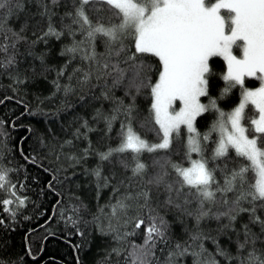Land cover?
Instances as JSON below:
<instances>
[{
  "label": "trees",
  "instance_id": "trees-1",
  "mask_svg": "<svg viewBox=\"0 0 264 264\" xmlns=\"http://www.w3.org/2000/svg\"><path fill=\"white\" fill-rule=\"evenodd\" d=\"M22 3V9L4 21L6 29L21 33L24 39L17 42L14 50L16 64L0 68V167L12 170L9 179L16 185L17 195L26 200L23 207H18L14 197L0 192V200L13 199L9 207L15 211L13 216L0 205V264H126L130 244L118 241L109 225L120 234L133 231L134 222L125 224L124 221L137 215L138 203L143 200L124 198L135 197L142 189H150L151 206L157 208L171 226L168 243H160L154 250L153 264H167L169 252H176L178 243L188 247V252L171 257L173 264H194L210 258L218 264H241L252 250L251 246L238 249V243L244 239L245 225L258 237L255 247L264 249V232L258 223L251 222L249 212L240 213L230 223L227 217L216 218L227 206L209 204L205 210L210 208L211 215L197 224L198 201L187 195V188L183 189L185 195L179 197L173 192L174 204L165 205L169 196L166 189L147 184V180L160 171L154 163L156 160L162 163L167 158L188 166L184 155L186 129H181L180 137L173 141L170 149L155 153L145 151L139 155V162L147 166L143 177L133 176L137 161L131 152L113 153L108 160H101L99 153L120 145L121 125L128 123L124 111H115L121 101L124 106L134 105L133 129L149 143L159 142L152 130L154 122H150V90L146 88L139 95L132 90L131 95H126L123 85L111 87V77L97 79L96 62L83 58L85 51H90L87 44L81 45V51H67L85 39L79 31L72 35L64 28V25H72V17L66 14L74 11L78 0H57L55 5L52 0H22ZM46 6L49 14H44ZM102 7L96 5V8ZM89 15L94 22L98 16L104 17L106 22L109 13L92 8ZM49 22L62 33L59 38L44 36ZM77 27L72 25L73 30ZM0 42H3L2 34ZM12 51L10 49L9 54ZM95 51L96 59L102 64L105 47L99 38ZM235 54L239 55L238 49ZM3 55L0 53V58ZM149 62L153 64L150 75L155 82L159 61L151 57ZM210 68L209 96L216 100L217 108L228 113L239 103L241 89L236 86L222 95L226 86L222 79L226 65L222 58L214 57ZM89 72L91 75L85 81L84 75ZM258 83L254 78H246L245 86L252 88ZM201 102L208 104V96L201 97ZM246 112L248 117L254 115L251 106ZM114 115L116 119L112 120ZM217 117L215 109L198 117V131L201 134L209 131ZM216 141L218 133L213 132L204 143V156L209 159V166L216 169L217 182L223 185L225 164L232 170L248 162L237 157L232 149L227 158L212 160ZM191 157L199 158L196 153ZM97 170L99 177L95 175ZM168 172L169 180L175 179L171 167ZM247 176V184L255 182V173L249 172ZM236 194L228 193L227 197L231 200ZM117 200L131 205L126 215L121 214L119 218L111 214V206ZM186 200L190 203H185ZM175 204L182 207L177 208ZM256 204V215L264 218V207L259 206V201ZM243 207L251 205L244 202ZM189 211L192 216L187 214ZM137 231L138 235L127 240L142 244L143 230ZM198 233L208 237L203 240L204 252H201V241L191 239ZM218 247L232 259L219 255ZM113 249H119V254Z\"/></svg>",
  "mask_w": 264,
  "mask_h": 264
},
{
  "label": "snow or ice",
  "instance_id": "snow-or-ice-1",
  "mask_svg": "<svg viewBox=\"0 0 264 264\" xmlns=\"http://www.w3.org/2000/svg\"><path fill=\"white\" fill-rule=\"evenodd\" d=\"M56 3L57 0H52L53 5ZM98 4L104 7L96 8ZM22 7V0H0V34L3 38L0 53L4 54L0 58V68L7 69L17 62L14 50L17 42L24 37L21 33L6 29L4 21ZM92 8L97 12H108L107 21L98 16L94 22L89 15ZM44 14H49L47 6ZM66 15L71 16L72 25L78 27L73 30L72 25H64V28L72 35L79 31L85 37L67 51H81V45L87 44L90 51H85L83 58L96 62L97 79L111 77V87L123 85L126 95H131L132 90L137 95L146 88L150 90V122H154L152 130L156 132L159 142L149 143L133 129L134 105L124 106L121 101L115 111H124L128 123L121 125L120 145L99 153L101 160H108L113 153L131 152L137 161L132 170L133 176L143 177L147 166L139 162V155L145 151L155 153L170 149L184 128L188 134L187 151L184 154L188 166L167 158L162 163L156 160L154 163L160 171L152 175L147 184L166 189L169 196L165 205L174 204L173 192L179 197L185 195L183 189L187 188V195L196 197L198 201L195 213L197 224L211 215L210 208L205 210L206 205L222 203L227 206V210L217 213V219L227 217L231 223L240 213L249 212L251 222L258 223L264 232V218L256 215V202L259 201V206L264 207V0H78V4H74V11ZM9 32L11 35H8ZM61 34L49 22L44 36L59 38ZM98 38L105 47V52L101 54L104 57L102 64L96 59L95 42ZM10 49L13 50L11 54ZM237 49L239 55L235 54ZM151 57L159 61L155 82L150 75L153 72V64L149 62ZM214 57L222 58L226 65L222 77L226 86L222 95L236 86L241 89L238 105L228 113L217 108L216 100L209 96V77L212 74L210 60ZM90 75V72L85 73L84 80L87 81ZM246 78L258 80L259 87L247 88ZM105 87H108L107 84ZM104 95L107 98V92ZM206 96L208 104L201 102V97ZM249 106L254 110L251 117L246 112ZM210 109H215L218 117L209 131L201 134L197 128V118ZM111 119H116L115 115ZM213 132L218 133L219 139L212 150V160L227 158L232 149L237 157L248 162L232 170H228L225 164L223 185L217 182L214 174L216 169L209 166V159L204 156V143L209 141ZM192 153H196L199 158L192 159ZM169 167L175 173L173 180H169ZM10 171L0 167V192L8 193L15 198L18 207H23L26 198L17 195L16 185L9 179ZM249 172L255 173V182L251 184H247ZM95 175L100 176L99 170ZM149 192L150 189H142L135 197L124 198L143 200V203H138L137 215L124 221L125 224L134 222L133 231L120 234L118 229L109 225L118 241L130 244L126 264H153L154 250L160 243H168L171 226L157 208L151 206ZM228 193L237 194L230 200ZM124 200H117L111 206L113 217L126 215L131 205ZM244 202L251 207H243ZM185 203L190 201L186 200ZM12 204L13 199L0 200L4 211L14 216L15 211L9 207ZM174 206L182 207L180 204ZM187 214L193 215L191 211ZM141 229L142 244L127 240L138 235L137 230ZM207 238L202 233L191 237L193 241H201V252L206 251L203 240ZM257 239V235L245 225L244 239L238 243V249L251 246L252 250L241 260V264H264V249L255 247ZM176 250L169 252L167 264H173L171 257L174 255L187 253L188 247L178 243ZM113 251L119 254L120 250ZM217 251L226 259H232L223 249L218 247ZM193 255L199 256V253ZM194 264H218V261L210 258Z\"/></svg>",
  "mask_w": 264,
  "mask_h": 264
},
{
  "label": "rangeland",
  "instance_id": "rangeland-1",
  "mask_svg": "<svg viewBox=\"0 0 264 264\" xmlns=\"http://www.w3.org/2000/svg\"><path fill=\"white\" fill-rule=\"evenodd\" d=\"M258 81V80H257ZM259 82V81H258ZM260 83V82H259ZM259 83H258V85L257 86H255V87H252V88H249V89H255V88H257V87H259ZM248 88V87H247ZM238 105V104H237ZM236 105V106H237ZM179 107V105L177 104V108ZM187 132V131H186ZM188 135V134H187ZM218 139H219V135H218ZM187 140V139H186ZM213 155V154H212Z\"/></svg>",
  "mask_w": 264,
  "mask_h": 264
}]
</instances>
